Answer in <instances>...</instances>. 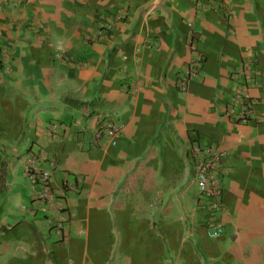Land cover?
Returning <instances> with one entry per match:
<instances>
[{"label": "crops", "instance_id": "0c3cea01", "mask_svg": "<svg viewBox=\"0 0 264 264\" xmlns=\"http://www.w3.org/2000/svg\"><path fill=\"white\" fill-rule=\"evenodd\" d=\"M192 30L205 61L184 91ZM240 68L255 75L250 123L223 115ZM105 111L115 145L94 136ZM194 142L228 152L218 237L197 209ZM31 150L56 160L51 212L24 175ZM235 262L264 264V0H0V264Z\"/></svg>", "mask_w": 264, "mask_h": 264}, {"label": "built area", "instance_id": "2783aa9c", "mask_svg": "<svg viewBox=\"0 0 264 264\" xmlns=\"http://www.w3.org/2000/svg\"><path fill=\"white\" fill-rule=\"evenodd\" d=\"M4 2L18 3L23 0H3ZM197 10L208 5H219L222 0H193ZM192 26V24H189ZM111 22L106 19L101 24L100 34H108ZM200 36L192 32L188 36L189 48L192 58L179 78L182 90L186 91L188 83L197 77L202 70L205 56L200 52L198 40ZM258 73V72H256ZM235 82L234 90L224 108L223 115L235 123H250L254 117V106L257 101L249 94V89L255 83L254 72L246 68L232 74ZM127 92H136L138 87L135 83H125L123 86ZM49 134L56 137L58 125L53 124ZM123 125L115 120L113 114L105 111L99 115L97 127L95 128L96 142L105 139L112 145L116 144L121 135ZM228 156L226 150L220 149L215 144L193 143L190 149V158L195 172V180L198 185L197 209L207 211L208 235L218 237L223 232V224L217 219V214L223 211V194L225 190L223 176V160ZM56 169V160L48 157L41 150L29 151L24 159V175L28 180L29 187L33 193V202L38 209L44 212L52 211L59 205V194L53 186L52 178ZM62 187L65 192L77 193L82 188V182L73 174L66 172L62 179ZM56 230L61 229L59 222H54ZM240 264V263H233Z\"/></svg>", "mask_w": 264, "mask_h": 264}, {"label": "trees", "instance_id": "16d2710c", "mask_svg": "<svg viewBox=\"0 0 264 264\" xmlns=\"http://www.w3.org/2000/svg\"><path fill=\"white\" fill-rule=\"evenodd\" d=\"M66 101L71 102V103H73V102H77V100H73V99H71V98H66Z\"/></svg>", "mask_w": 264, "mask_h": 264}, {"label": "rangeland", "instance_id": "374dc122", "mask_svg": "<svg viewBox=\"0 0 264 264\" xmlns=\"http://www.w3.org/2000/svg\"><path fill=\"white\" fill-rule=\"evenodd\" d=\"M38 150H35L34 152H37ZM28 155V152L25 153V157Z\"/></svg>", "mask_w": 264, "mask_h": 264}]
</instances>
